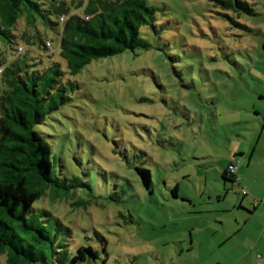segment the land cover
<instances>
[{"label":"rangeland","instance_id":"1","mask_svg":"<svg viewBox=\"0 0 264 264\" xmlns=\"http://www.w3.org/2000/svg\"><path fill=\"white\" fill-rule=\"evenodd\" d=\"M243 1L254 13L229 15L245 27L217 0H150L159 10L157 30L141 28L149 48L93 59L69 75L80 87L39 128L57 167L85 168L91 189L78 188L87 201L80 206L51 192L37 205L69 227L59 229L62 248L82 247L87 258L59 255L56 264H233L226 236L243 188L222 173L252 150L264 124V0ZM28 27L21 18L16 32L33 36ZM39 27L57 57L58 34ZM11 45L8 54L30 47ZM138 166L152 170V190Z\"/></svg>","mask_w":264,"mask_h":264},{"label":"trees","instance_id":"2","mask_svg":"<svg viewBox=\"0 0 264 264\" xmlns=\"http://www.w3.org/2000/svg\"><path fill=\"white\" fill-rule=\"evenodd\" d=\"M217 2L227 10L222 15L241 27L246 25L229 11L237 18L243 12L254 13L247 1ZM158 10L150 0H0V256L7 255V264H56L64 257L72 263L87 258L82 247L77 254L62 248L59 229L69 227L37 202L51 192L53 197L70 200L72 206L86 204L78 198V188L91 189L86 180L90 172L83 168L78 175L58 168L52 140L39 127L71 100L70 89L80 87L69 75L93 59L149 48L141 28L148 25L157 30ZM21 18L34 30L33 36L28 29L16 32ZM39 24L58 34L57 57ZM17 41L30 47L8 54ZM231 166L222 173L230 181ZM135 169L142 184L152 190V170ZM121 176L131 184L127 175ZM174 193L177 196V188ZM86 250L98 258L91 246Z\"/></svg>","mask_w":264,"mask_h":264},{"label":"crops","instance_id":"3","mask_svg":"<svg viewBox=\"0 0 264 264\" xmlns=\"http://www.w3.org/2000/svg\"><path fill=\"white\" fill-rule=\"evenodd\" d=\"M262 128L257 141L250 142L252 150L242 152L239 164L232 162L233 189L237 184L247 190L233 204L238 210L234 216L237 225L226 236L233 241V264H256L257 253L264 254V203L260 201L264 197V124Z\"/></svg>","mask_w":264,"mask_h":264},{"label":"built area","instance_id":"4","mask_svg":"<svg viewBox=\"0 0 264 264\" xmlns=\"http://www.w3.org/2000/svg\"><path fill=\"white\" fill-rule=\"evenodd\" d=\"M234 170H235V166L232 165V166H231V172L233 173ZM242 193H243V194H246V193H247V190L243 188V189H242ZM260 201L264 203V197H263V199H261ZM258 202H259V201H256V204H257ZM257 258L260 259V260L263 262V261H264V254H262V253H258V254H257Z\"/></svg>","mask_w":264,"mask_h":264},{"label":"clouds","instance_id":"5","mask_svg":"<svg viewBox=\"0 0 264 264\" xmlns=\"http://www.w3.org/2000/svg\"><path fill=\"white\" fill-rule=\"evenodd\" d=\"M231 165H234V164H231ZM235 166V165H234Z\"/></svg>","mask_w":264,"mask_h":264}]
</instances>
